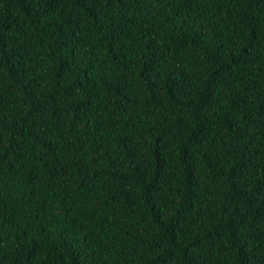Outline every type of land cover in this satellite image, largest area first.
<instances>
[{
	"label": "trees",
	"instance_id": "1",
	"mask_svg": "<svg viewBox=\"0 0 264 264\" xmlns=\"http://www.w3.org/2000/svg\"><path fill=\"white\" fill-rule=\"evenodd\" d=\"M0 264H264V0H0Z\"/></svg>",
	"mask_w": 264,
	"mask_h": 264
}]
</instances>
